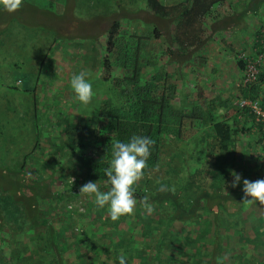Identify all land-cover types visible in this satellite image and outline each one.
Returning a JSON list of instances; mask_svg holds the SVG:
<instances>
[{"label":"trees","instance_id":"16d2710c","mask_svg":"<svg viewBox=\"0 0 264 264\" xmlns=\"http://www.w3.org/2000/svg\"><path fill=\"white\" fill-rule=\"evenodd\" d=\"M225 1L146 0L147 9H140V0H94L99 22L109 21L105 45L93 49L101 52L98 76L110 93L94 118L63 119L62 141L53 142L43 166L34 156L43 155L44 139L32 124V150L8 171L12 187H0V264H120V256L125 264H218V258L222 264H264V204L244 203L242 192L243 179H264L251 175L264 169V158L253 152L264 151V120L249 104L214 95L203 72L202 49L211 40L203 21ZM212 27L214 33L220 29L218 23ZM7 28L0 17V35ZM236 65L244 72L246 61L238 56ZM238 88L243 101L264 112V72L248 85L241 80ZM141 135L154 143L134 186L136 206L112 221L106 206L79 189L93 181L107 191L103 170L112 143ZM171 143L184 147L168 160ZM66 166L74 169L75 181L59 191L55 176ZM42 167L53 174L44 177ZM232 171L242 177L235 188ZM205 172L207 187L200 182Z\"/></svg>","mask_w":264,"mask_h":264},{"label":"rangeland","instance_id":"374dc122","mask_svg":"<svg viewBox=\"0 0 264 264\" xmlns=\"http://www.w3.org/2000/svg\"><path fill=\"white\" fill-rule=\"evenodd\" d=\"M250 1L227 0L214 7L203 21L205 32L211 36L202 49L207 59V66L203 69L206 85L214 95L228 98L237 106L243 101L238 85L241 80L243 83L244 72L238 69L236 58L256 55L259 49L255 45L256 32L264 24V6L258 14L247 16V20L238 23L242 28L237 34L227 23L234 14L232 8L245 11ZM145 2L140 0L136 7L147 9ZM94 10V0H59L53 5L50 0H23V6L15 13H0L8 27L0 35V187L4 184L12 187L13 183L8 184L5 180L8 171L11 173L12 169L19 168L24 155L32 150L31 143L37 136L32 126L34 122H37L44 139L40 144L46 148L42 156L38 151L34 157L39 159L38 163L43 161L40 163L43 166L49 160L48 151L52 153L54 150L53 142L58 144L62 141L59 131L64 126L63 119L66 116L71 121L94 118L101 99L109 95V86L98 76L97 60L101 52L93 49L94 45L99 49L105 45L104 32L109 21L105 17L99 22ZM214 23H218L220 28L215 33L212 32ZM173 68L170 66L168 71L173 72ZM79 71H84L93 85V95L87 104L75 97L70 85L71 76ZM263 72L264 63L258 69V78ZM175 73L180 75L177 69ZM185 74L189 75L190 81L188 70ZM183 147L182 144L171 143L165 156L170 160ZM253 152L264 158L263 150L255 149ZM62 155L61 160L64 161L65 152ZM192 165L198 164L192 162ZM40 171L46 178L54 172L43 167ZM73 173L74 169L66 166L54 175L57 180L55 189L62 191L66 183L71 185L75 181ZM256 173L262 177L264 169H258L251 175ZM200 176L202 185L209 186L210 175L205 172ZM78 204L81 208L82 204ZM231 207L234 211L237 205L232 204Z\"/></svg>","mask_w":264,"mask_h":264},{"label":"clouds","instance_id":"9594fccd","mask_svg":"<svg viewBox=\"0 0 264 264\" xmlns=\"http://www.w3.org/2000/svg\"><path fill=\"white\" fill-rule=\"evenodd\" d=\"M23 6V0H0V10L15 13ZM71 89L75 97L82 103L87 104L93 95V85L86 78L84 71L74 73L70 78ZM153 140L148 136H133L125 141L117 140L112 143L111 160L109 166L104 168L106 183L110 186L107 191H101L97 182L89 181L82 185L79 194H85L94 198V203L105 208L112 221H118L134 210L137 200L134 196V186L144 175V169ZM233 177L231 187H237L242 177L232 171ZM242 192L244 203L260 202L264 204V179L250 181L243 179ZM144 209L151 213L152 204L148 197L142 200ZM79 230V226H77ZM120 264H125V258L119 257ZM218 264L222 260L218 258Z\"/></svg>","mask_w":264,"mask_h":264},{"label":"built area","instance_id":"2783aa9c","mask_svg":"<svg viewBox=\"0 0 264 264\" xmlns=\"http://www.w3.org/2000/svg\"><path fill=\"white\" fill-rule=\"evenodd\" d=\"M262 34L260 36L259 42V49L257 50V53L254 57H249L246 55H241V58L246 61V67L244 70V85H248L249 83L256 82L258 79V69L260 66L264 63V28L261 30ZM243 105L249 104V106L252 107L254 112L263 117L264 120V112L260 109L257 103H251V102H242Z\"/></svg>","mask_w":264,"mask_h":264},{"label":"crops","instance_id":"0c3cea01","mask_svg":"<svg viewBox=\"0 0 264 264\" xmlns=\"http://www.w3.org/2000/svg\"><path fill=\"white\" fill-rule=\"evenodd\" d=\"M55 1H57V0H54V3H55ZM50 2H51V0H50ZM252 4L254 5V7L252 6ZM256 5H258L260 7L258 8V6L256 7ZM262 6H264V0H251L249 6L246 7L245 11H241V9H238L237 7L232 8V12H234L233 16H231V18H233V21H232L233 24L230 23V25H231L230 28H232V32H233V30H236V34H237L238 29L240 30L242 28V26L239 25L238 23L241 21H244V19L247 20V16H250L252 14H254V15L258 14L259 11H262V8H263ZM252 8H254V9H252ZM246 13H247V15H246ZM233 37L236 38V36H233ZM35 112H37V109H35Z\"/></svg>","mask_w":264,"mask_h":264}]
</instances>
